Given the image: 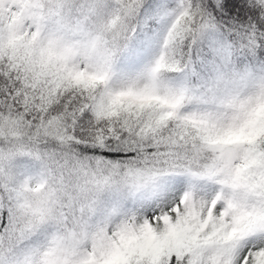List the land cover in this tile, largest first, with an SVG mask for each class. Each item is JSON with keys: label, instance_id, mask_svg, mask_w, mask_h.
<instances>
[{"label": "snow or ice", "instance_id": "snow-or-ice-1", "mask_svg": "<svg viewBox=\"0 0 264 264\" xmlns=\"http://www.w3.org/2000/svg\"><path fill=\"white\" fill-rule=\"evenodd\" d=\"M0 264H264V0H0Z\"/></svg>", "mask_w": 264, "mask_h": 264}]
</instances>
